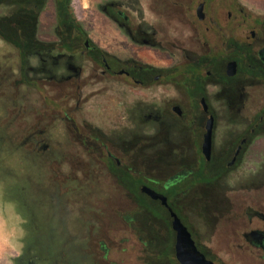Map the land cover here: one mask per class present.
Wrapping results in <instances>:
<instances>
[{
  "label": "flooded vegetation",
  "instance_id": "obj_1",
  "mask_svg": "<svg viewBox=\"0 0 264 264\" xmlns=\"http://www.w3.org/2000/svg\"><path fill=\"white\" fill-rule=\"evenodd\" d=\"M60 1L69 12L67 22H61ZM45 5L54 8L57 28L48 40L39 35L34 49L67 75L38 81L57 96L50 103L55 117L62 111L68 134L100 163L99 176H111L108 188L124 189L131 198L135 210L124 214L123 223L132 226L136 210L146 205L147 222L164 239L165 264H183L175 216L206 261L264 264V6L237 0H103L100 32L112 40L98 43L75 23L74 0H41L39 10ZM76 58H84L89 71ZM18 69L24 76L22 65ZM92 100L102 101V121L91 113L98 106H88ZM81 104L88 108L79 114ZM145 121L149 153L168 152L171 159L162 173L151 167L145 176L129 173V181L120 172L128 167L125 148L139 139V123ZM253 155L259 160L252 172ZM189 186L200 191L204 220L188 217L178 201L175 191ZM146 187L166 199L153 197ZM221 238L228 239L226 247L215 243Z\"/></svg>",
  "mask_w": 264,
  "mask_h": 264
},
{
  "label": "rangeland",
  "instance_id": "obj_2",
  "mask_svg": "<svg viewBox=\"0 0 264 264\" xmlns=\"http://www.w3.org/2000/svg\"><path fill=\"white\" fill-rule=\"evenodd\" d=\"M237 1L264 6V0ZM102 2L74 0L76 24L98 43L111 39L100 32ZM60 5L61 22H67L69 12L62 1ZM10 9L0 6V14L11 19ZM56 23L50 5L38 12L34 28L25 21L18 26L0 21V264H165L164 239L147 222L148 212L139 207L134 224L123 223L124 214L135 210L131 198L124 189L108 188L111 176H99L100 163L84 155L83 145L68 134L62 111H58L59 119L55 117L50 103L57 96H51L38 81L67 75L66 68L56 67L52 58L35 50L38 36L50 39ZM76 61L83 71H89L84 58ZM21 65L24 76L19 74ZM41 66L48 72H41ZM18 77L25 79L24 84H15ZM94 103L98 106L91 107V113L102 121L106 114L102 101L92 100L88 106ZM88 106L81 104L78 113ZM25 118L26 123L22 122ZM35 118L44 122L40 125ZM138 129L139 139L125 148L123 160L128 167L120 170L129 181V173L145 176L151 167L162 173L171 159L168 152L149 153L146 121ZM258 160L255 155L249 158L250 171L256 170ZM175 193L188 217L206 218L196 186L178 188ZM215 243L226 247L228 239H215Z\"/></svg>",
  "mask_w": 264,
  "mask_h": 264
},
{
  "label": "water",
  "instance_id": "obj_3",
  "mask_svg": "<svg viewBox=\"0 0 264 264\" xmlns=\"http://www.w3.org/2000/svg\"><path fill=\"white\" fill-rule=\"evenodd\" d=\"M211 138H212V118L208 124V133L206 135V150L209 152L211 148ZM145 190L151 194L153 197H161L164 200L166 197L160 195L156 191L146 187ZM174 228L177 230V257L183 264H214L210 261H206L205 257L197 250L194 240L187 227L181 222L178 216L173 219Z\"/></svg>",
  "mask_w": 264,
  "mask_h": 264
},
{
  "label": "trees",
  "instance_id": "obj_4",
  "mask_svg": "<svg viewBox=\"0 0 264 264\" xmlns=\"http://www.w3.org/2000/svg\"><path fill=\"white\" fill-rule=\"evenodd\" d=\"M40 3L41 0H0V6L6 7L9 6L11 9V16L12 18L5 19V15L0 14V21L5 20L9 24L14 25H20L21 23L24 24L27 22L28 26L31 25V28L35 26L37 22L38 12L40 11ZM13 10V11H12ZM5 11L4 13H6ZM2 13V14H4ZM74 15V21L75 23H78V18L76 17L75 13ZM143 204V203H142ZM143 210H146V205L144 207H141Z\"/></svg>",
  "mask_w": 264,
  "mask_h": 264
},
{
  "label": "crops",
  "instance_id": "obj_5",
  "mask_svg": "<svg viewBox=\"0 0 264 264\" xmlns=\"http://www.w3.org/2000/svg\"><path fill=\"white\" fill-rule=\"evenodd\" d=\"M255 3H256V2H255ZM257 7H262L261 3H260V4L258 3V4H257Z\"/></svg>",
  "mask_w": 264,
  "mask_h": 264
}]
</instances>
